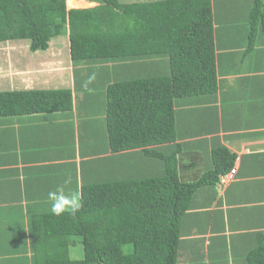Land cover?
<instances>
[{"label":"trees","instance_id":"16d2710c","mask_svg":"<svg viewBox=\"0 0 264 264\" xmlns=\"http://www.w3.org/2000/svg\"><path fill=\"white\" fill-rule=\"evenodd\" d=\"M89 1L99 5L69 9L67 0H0V43L26 39L36 52L49 49L55 36L67 37L76 93H88L100 82L107 86L106 151L124 165L108 156L94 157L93 163L106 159L113 165L106 175L99 167L84 174L80 188L70 193L79 195L80 209L61 216L51 213L46 197L21 192L34 180L22 182L19 169L2 168L0 214L12 222L19 218L17 231L24 239V219L29 218L33 264H179L194 193L214 185L220 171L234 168L236 155L217 145L215 167L198 180H187L179 166L178 141L191 131L186 126L179 133L178 120L216 108L217 39L229 48L230 62L239 46L246 47L244 64L262 56L263 0L249 4L250 16L249 7L232 0L215 6L216 11L213 0ZM83 74L85 88L79 86ZM73 93L68 87L0 91V120L73 111ZM212 117L209 122L218 119ZM204 124L200 129L210 127ZM78 244L81 259L72 256ZM247 264H264V244L251 252Z\"/></svg>","mask_w":264,"mask_h":264},{"label":"crops","instance_id":"0c3cea01","mask_svg":"<svg viewBox=\"0 0 264 264\" xmlns=\"http://www.w3.org/2000/svg\"><path fill=\"white\" fill-rule=\"evenodd\" d=\"M255 1L232 0V4L249 7L245 11L250 16L249 10ZM224 2L225 0H213L214 10L216 11L215 6L224 5ZM67 3L70 7L99 5L98 2L89 0H67ZM262 41L264 48V39ZM218 42L220 41L217 39V71L220 83L214 103L216 108L200 110L197 115V119L205 117L207 120L205 124L203 119L196 123L200 128L202 124L206 126L210 123V127L204 129L206 132L200 133L204 130L197 127L194 131L190 129L189 135L183 133L184 136L179 139L178 142L182 144L179 166L187 180L200 179L215 167L213 150L222 144L235 153L233 167L236 172L231 174V169L226 171L229 175L225 181H221V175L225 172L220 171L219 179L214 185L200 186L194 193L191 206L185 214L179 264H247L251 252L264 244V51L263 57L254 58L253 64H244L242 54L246 47L239 46L235 51L234 62H230L229 48L219 45ZM9 46L11 53L17 51L16 44ZM25 63L28 62L22 64ZM60 68L62 67L54 65L46 69L55 75ZM73 68L70 55V64L64 66L67 69L64 71L70 72L67 80H60L61 75L58 74L57 82L54 78L49 85L48 81H42L46 83L43 89H73V111L33 113L0 120V170L14 167L19 169L22 182L35 181L34 186H22L23 194L30 193L48 199L49 191L63 187L65 194L70 195L76 187L80 188L83 179L93 173L96 167L107 174L113 164H109L110 160H103L105 157L108 156L113 163L114 160L119 161L118 155L106 151L109 142L106 101H102V120L98 123L92 122L95 118H90L91 110L88 109L87 112L80 100L77 101L79 95L76 93ZM18 69L21 78H30L31 72ZM39 70L38 68L37 71ZM1 73L3 77L0 76V91L41 88H11L9 84L12 82L9 83L6 71ZM85 76L83 74L84 85L81 84L84 88ZM113 80L111 78L110 81ZM84 94L87 92L84 91ZM78 103L80 110L77 109ZM214 114H217L218 119L209 122V117ZM92 126L95 127L94 133ZM99 127L102 135L98 133ZM6 147H9L11 157L4 153ZM94 157L103 159L93 163L91 160ZM9 161L14 162L8 164ZM119 162L124 165L123 160ZM15 174L18 175V172ZM29 188L31 189L28 191ZM24 220L25 228L29 230V218L25 216ZM25 235L29 240V231ZM20 254L5 256L12 258ZM27 254L32 255L30 240Z\"/></svg>","mask_w":264,"mask_h":264},{"label":"rangeland","instance_id":"374dc122","mask_svg":"<svg viewBox=\"0 0 264 264\" xmlns=\"http://www.w3.org/2000/svg\"><path fill=\"white\" fill-rule=\"evenodd\" d=\"M89 6H92V4L81 7L68 6V8H85ZM10 44H16L17 51L14 50L11 53L9 46ZM29 46H30V41L26 39H18L16 41L0 43V72L6 71V74L8 75L9 83L12 82L11 84H9L11 85V88L12 86H14L15 88H26V87L42 88L46 86V83L42 81H48V85H49L52 83L54 78V81L56 80L57 82L59 78L58 74L61 75L60 80L61 78H65V80H67V77L70 74V72L64 71L67 70L64 69V66H66V64L67 65L70 64L69 40L67 37L66 38L64 36L53 37V39L50 42V48L45 51L38 50L36 52H33ZM25 61L28 63H25L23 65L22 63H24ZM54 65L56 67H62L60 68L59 72L57 71L55 73V75H53L51 71L46 69L53 67ZM18 68L24 70L25 72H31L30 78L27 80H24L23 77L21 78L20 76L22 75L19 72H17L19 71ZM38 68L40 69L39 72L37 71ZM0 76L3 77V73H1ZM80 81L81 83H79L78 80L79 86L83 87L81 86V84L84 85L83 75H81ZM106 88L107 86L105 87V82L102 83L100 82V83H96L95 86L92 85L91 89H88L87 94H84L83 90L77 91L79 95V100L81 101L80 104L82 103L83 106H85L84 108L85 110H87V112L88 109L91 110L92 114H90V118L92 117L95 118L91 120L92 122L94 121L95 123L96 122L98 123L99 120L100 121L102 120L100 111L103 105L102 101L103 100L106 101L107 99ZM241 91L244 92V90ZM194 105L198 107L199 104L194 103ZM80 109L81 107L79 105L78 110ZM197 115H198L197 113L196 115L189 113L184 116V120L183 119H180V121L178 120L177 127H179V131H180L179 133L183 134L184 129L186 128L191 130H196L197 127L200 128V125L198 126L196 123L197 121H200L202 119L200 117L197 119ZM190 123L193 124L190 125ZM95 126L97 125L95 124ZM92 132L93 133L95 132V127L93 126H92ZM98 133L102 135V132L100 131V127ZM1 214H0V258L2 257V259H0V264H33L32 260L28 257L27 254L29 240H27L26 242V239H24L22 235L23 233L17 231V230H21L22 228L21 221L19 220V218H16L12 222L9 218H7L8 216L6 213H1ZM18 225H20V227H18ZM15 253H21V254L16 255V258L5 256L8 254H15ZM83 253H84L83 246L81 244H78L76 247H73L72 249V256L76 259L83 258L84 257Z\"/></svg>","mask_w":264,"mask_h":264},{"label":"clouds","instance_id":"9594fccd","mask_svg":"<svg viewBox=\"0 0 264 264\" xmlns=\"http://www.w3.org/2000/svg\"><path fill=\"white\" fill-rule=\"evenodd\" d=\"M47 198L51 202L50 211L55 216H61L65 213L74 215L81 207L79 195L77 193L65 194L63 187L49 191ZM24 229L28 231L27 228Z\"/></svg>","mask_w":264,"mask_h":264},{"label":"built area","instance_id":"2783aa9c","mask_svg":"<svg viewBox=\"0 0 264 264\" xmlns=\"http://www.w3.org/2000/svg\"><path fill=\"white\" fill-rule=\"evenodd\" d=\"M236 172V168H233L232 170H231V174L232 173H235ZM229 174L228 173H225V174H222L221 175V181H225V179H227V176H228Z\"/></svg>","mask_w":264,"mask_h":264}]
</instances>
